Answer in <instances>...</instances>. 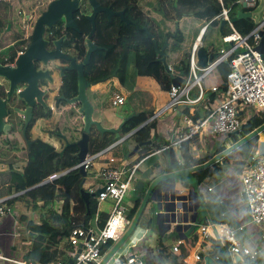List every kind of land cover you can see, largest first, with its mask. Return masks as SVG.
<instances>
[{"label": "trees", "instance_id": "16d2710c", "mask_svg": "<svg viewBox=\"0 0 264 264\" xmlns=\"http://www.w3.org/2000/svg\"><path fill=\"white\" fill-rule=\"evenodd\" d=\"M224 5L227 3L232 4L230 0H222ZM114 4L117 7L124 5L125 17L135 23L139 28H146L149 34L153 35V38L158 43V48H160L164 41L174 33V27L183 17L195 16L201 13H208L212 9L217 8V14L215 16L206 15L205 19L210 22V25L218 28L220 21L215 20L217 15L220 13L221 7L218 0H114ZM237 5L234 4L230 7V18L236 16V13L240 10L236 9ZM228 7V6H226ZM90 7L87 4L86 0H83L81 8L78 13L75 14L74 19L77 25L80 27L82 34L79 36L72 37L67 35L64 39L65 48H70L71 44H77V39L84 41L85 36L91 30V25L86 19V15L90 11ZM153 9L154 13L159 14L162 18L172 24L171 30L166 32V28L159 29L154 20V17L151 16L150 10ZM158 16V15H157ZM3 25L0 21V28ZM236 30L246 36L248 35L255 27V24L252 20H238L234 23ZM5 28V27H4ZM62 31H57L56 36L61 37L65 34V30L62 27ZM2 30L0 31V33ZM51 32V30H48ZM175 38L179 40L182 39L179 30L176 33ZM93 42L97 46L107 48L106 52H94L89 66L86 68L88 75L91 74L92 80L101 79L111 75H116V79L122 87H128L129 89L133 88V81L136 76L138 77H149L151 78L159 87L160 90L168 92L171 86V76L167 74L163 65L158 62L159 57L157 56L154 47L152 38L148 37L145 32H141L137 29L136 26L126 25L122 23L119 19H115L112 22H108L105 19L104 15H100L96 20V31L93 37ZM19 46V45H18ZM176 45L175 47L177 48ZM19 48V47H18ZM20 50V49H19ZM12 49V59L16 56V52L19 51ZM86 53V47L83 46V57ZM209 54L216 57L219 52L211 50ZM82 57V58H83ZM188 60V59H187ZM188 71V61L183 65L182 69L175 71L176 73L183 72L186 74ZM217 72L221 78L222 85L221 90H224V83L228 73L230 72L229 63H221L217 67ZM207 98L212 100L215 98L216 94L209 92ZM196 93H192V97H196ZM207 115L208 112H202V108H195L192 118L194 120L200 119L203 115ZM186 115L188 114V108H186ZM149 119L148 112H140L136 117L131 118L122 128L121 132L124 135L130 134L135 129L139 128L134 132L127 140H131L132 145L135 146L138 143L147 142L151 140V130L156 128V122L147 124ZM264 124V110L256 113L241 129L239 135L244 137L257 129L259 126ZM143 125V126H142ZM264 137V131L260 134ZM259 136V135H258ZM257 137L251 139L249 142L242 145L237 149L241 160L238 163L239 167L246 166L249 163V159L253 158L257 149ZM196 138L188 139L182 142L179 146L180 153L185 161V167H192L196 165L203 164L210 160L213 155H207L203 158L194 160L190 152V143ZM239 138L233 137V143L237 142ZM1 141V140H0ZM126 141V140H125ZM116 142L113 134H100L94 127L89 134L88 142V154L93 156L106 148L110 147ZM122 143V142H121ZM120 143V144H121ZM120 144L116 145L118 147ZM225 148L219 147L215 154L222 152ZM132 150V149H131ZM57 155H53V148L49 147L47 144L37 141L33 142L31 148L28 152L27 162L22 169L21 174L19 175L18 182L14 184L15 192L18 193L14 198L23 200L26 203H33L38 201V199H43L42 208L50 209H59L66 211V214H55L53 221L59 220L61 218H66V237L69 236L71 229L79 228L83 224V227L92 226L93 216L97 211L98 203L96 198H90L89 200V214L87 215V209L85 202L81 197L80 190L82 189V176L78 170H72L57 177L52 185L51 184H41L42 181L47 179L49 176L62 173L65 171L57 170L54 166V161ZM227 156L222 159L226 160ZM74 167L77 164L76 155L73 158ZM220 162V161H219ZM213 164L211 167L206 170L199 171L195 174V178L202 184V182L212 175L217 174L221 167L219 164ZM71 167V168H72ZM11 172V171H10ZM155 178V177H154ZM153 178V179H154ZM151 178V180H153ZM149 180V181H151ZM148 181V182H149ZM40 195V196H39ZM32 198L29 202L27 198ZM142 199V198H141ZM141 199L135 201L134 206L131 210L127 212L126 218L129 221H132L134 215L137 212V209L141 203ZM10 199L9 201H12ZM63 203V204H62ZM9 204V203H8ZM55 211V210H54ZM108 213H104L98 220L97 225L102 227L107 218ZM142 216V215H141ZM140 220V219H139ZM190 246H194L197 242V237L191 234L188 237ZM67 251L60 249H49L44 248L42 251L33 253V257L30 259L33 263L38 264H49L56 261L66 262L70 259L74 248L68 244L67 241ZM113 246V243L109 241L107 244L101 247V254L104 256L110 248ZM158 254L165 256V259L170 264H182L180 260L186 254L184 247L179 249L178 255L168 252L161 239L158 238L157 241ZM212 252L210 257H212L216 264H229L227 262V257L222 250L220 243L216 240L212 241ZM35 249V248H34ZM204 258L206 255L202 253L200 255ZM7 264V263H4Z\"/></svg>", "mask_w": 264, "mask_h": 264}, {"label": "built area", "instance_id": "2783aa9c", "mask_svg": "<svg viewBox=\"0 0 264 264\" xmlns=\"http://www.w3.org/2000/svg\"><path fill=\"white\" fill-rule=\"evenodd\" d=\"M4 0H0V5ZM221 10L215 20H225L221 40L224 44H230V47L220 49L219 54L213 58L210 64L204 68L197 66L196 52L198 44L204 35L207 24L203 25L192 46L190 57L188 59V71L181 76L182 81L178 87L171 84L168 91L169 102L167 105L155 113L149 114L147 124L154 123L167 110H176L179 106H194L202 102L205 104L207 115L194 120L192 115L195 109L189 110V115L183 117V125L179 128V137L174 143L180 144L194 137H203L204 135H221L227 137L233 132H240L244 125L258 112L264 110V54L255 50L264 33V15L259 22L255 24L254 29L246 36L240 34L234 27L230 18V7L234 4L242 5L247 10L243 12H252L258 0H234L231 6L226 7L222 0H218ZM210 25V22H209ZM228 32L225 33L224 28ZM179 46H177V49ZM229 63L230 72L228 73L224 90L220 86H213L210 92L215 93L216 97L209 100L203 86V82L217 67L221 64ZM193 89H197L196 97H192ZM125 102L123 96L114 94L111 100L113 107L122 106ZM142 146L137 151L139 160L132 164L129 169L125 166H119L115 158H108L107 164L101 167L99 173L103 181V186L99 189L101 192L95 196L99 204L109 202L111 210L102 227L96 223L99 219L96 216L94 225L88 227H79L71 229L68 236V243L74 248L70 259L76 251L80 253L72 264H98L102 259L101 247L109 241L116 243L122 237L126 226L127 211L122 206L123 198L131 187L135 186L137 179L136 172L141 163L150 155L170 149L172 146L156 149L154 152L147 153ZM115 145H111L105 150L88 156L93 162L98 157L113 150ZM256 157L245 168L241 174L242 194L244 195V207L249 219V223L258 230L259 241L264 245V152L256 151ZM145 156V158H143ZM90 162L86 163V170ZM60 174L49 176L41 184L53 183ZM93 193L92 190L89 191ZM17 196V195H14ZM13 196V198H14ZM12 198V197H11ZM8 198H0V221L3 217L10 214ZM98 211V206H97ZM96 211V212H97ZM198 227V242L203 243L213 239L220 243L223 252L227 257V262L233 264V257H243L251 261L255 259V253L248 248L239 246L235 239V232L230 229L220 228L212 223H200ZM242 228H240L241 230ZM171 230L167 233H170ZM1 238V235H0ZM212 244V243H211ZM135 243L132 244L134 246ZM179 246L173 248V252L179 253ZM231 257V259H230ZM38 264L32 261H16L3 255L0 247V264ZM183 264H203V258L196 252L189 253L182 259ZM49 264H68L67 261H56ZM107 264H148L146 254L142 252H133L128 249L124 252H116Z\"/></svg>", "mask_w": 264, "mask_h": 264}, {"label": "water", "instance_id": "95a60500", "mask_svg": "<svg viewBox=\"0 0 264 264\" xmlns=\"http://www.w3.org/2000/svg\"><path fill=\"white\" fill-rule=\"evenodd\" d=\"M88 5L91 8L92 12L90 15H86V19L91 24V31L87 35L85 45L87 48L85 58L80 65L74 64V59L66 58L59 53V46L62 42V39L58 40L55 43L56 49L53 52H46L44 49L45 42H43V34L45 29H50L54 24H56L59 20L63 19L65 23V28L69 30H74L79 32V29L73 19V13L79 6L78 0H51L46 9L38 16L34 23V27L32 29L31 34V42L28 48L26 49L23 55L18 56V59L15 63V68L12 69L9 66H2L0 64V77L10 81L13 86L16 77L18 76L20 83L30 82L31 84L35 82L36 78L40 77V74L34 73L32 69V60L42 61L44 64L46 61L54 60V59H64L70 63V67L66 70H76L78 73V93L76 97L70 100H65L63 97L62 100H65L68 105H73L78 103L80 105L77 113L81 116L82 122V134L80 140L77 142L78 153L76 155L77 164L62 173L66 174L72 170H78L83 180L81 185H83L87 174L86 163L90 162L88 154V142H89V134L92 127L102 135L105 133L113 134L116 142L113 145H118L129 136H131L134 132H136L139 128L132 131L127 136L123 138L120 137L121 128L133 117H136L138 113H133L128 117L119 116L118 118L121 120L119 125L116 128H103L101 123L95 121L93 119L94 107L90 103L86 91L90 87H93L99 83H104L105 79L98 80L90 83L83 74V67L87 65L90 61L92 54L95 51L101 50L100 47L92 43V37L96 31L95 18L98 14H105L107 20L110 21L111 17H118L120 21L126 25H134L141 32H145L148 37L152 38L154 50L159 57L158 62H160L168 75L171 76V84L175 87H178L182 81L181 76L183 72L176 73L166 63V49L168 47V38L164 41L163 45L158 48L157 41L153 38V35L149 34L146 28H139L135 23L128 20L124 16V10L119 12H113L111 8L101 7L96 0H87ZM264 15V0H258V4L256 8L252 12H242L239 11L236 13V16L231 18V21L235 23L238 20H252L254 24L259 22L260 18ZM226 24L225 20H221L218 26V32L220 35L223 34V27ZM10 28V25H8ZM178 31V25L176 24L174 27V33L170 36L171 38H175L176 33ZM262 37L259 44L255 47V50L261 54H264V33H261ZM231 45V43L229 44ZM214 56L207 53L204 47L200 46L196 52V60L197 66L199 68L206 67L207 64H210L213 61ZM24 78H23V77ZM25 76H28L26 78ZM28 91H30L28 89ZM36 94V89L33 90ZM33 93V94H34ZM34 94V95H35ZM37 95V94H36ZM38 96V95H37ZM37 96H34L37 98ZM3 108H0V133L6 132L8 126H6L2 122L3 116ZM26 114V113H25ZM25 126L28 123V118L26 117ZM143 126V125H142ZM264 131V124L259 126L257 129L249 133L248 135L240 138L237 142L230 145L228 148L224 149L222 152L214 155L207 162L192 166L185 167L182 162L176 157L174 152L170 149H166V161L163 167L164 173L155 177L153 180L149 181V183L143 180H137L134 190L138 193H141L144 188H146L144 192L143 199L137 209L136 214L134 215L132 221H126V225H129V229L122 235V237L117 241L111 249L102 257L101 261L98 264H107L110 258L120 249L122 245H124L127 241L134 238L137 233V223L143 214V211L149 201L153 203H157L160 206V210L156 214L155 223L157 225V229L159 228L160 220L163 222L165 232H169L171 229L175 231V233L181 237L182 234L183 239H187L191 234H193L196 229V225L204 222L205 220L210 222V218L207 214L205 207L202 205V200L200 197V185L201 183L195 178V174L199 171L206 170L211 167L213 164L218 163L222 159H224L229 154L233 153L237 149H239L242 145L249 142L251 139L257 137ZM240 132L236 131L227 135V138L237 137ZM173 138L171 139V143H173ZM151 141L138 143L134 146L129 156H133L137 153V151L142 146L150 145ZM67 147V146H66ZM256 157V154L253 158ZM249 159V163H251L252 159ZM59 175V176H61ZM187 185L189 186V190L186 194H183V191L178 189V186ZM101 190L96 191L95 193H90L80 190V194L82 199L85 202V206L87 209V215L89 214V200L90 198H94L97 196ZM243 199L244 195H243ZM201 208V209H200ZM83 227V224L81 225ZM160 233V232H159ZM162 236V234H160ZM80 253V249L76 251L75 256L72 259L67 261L68 264H72L74 260L77 258ZM203 264H214L213 259L209 256L204 257ZM242 264V263H241Z\"/></svg>", "mask_w": 264, "mask_h": 264}, {"label": "rangeland", "instance_id": "374dc122", "mask_svg": "<svg viewBox=\"0 0 264 264\" xmlns=\"http://www.w3.org/2000/svg\"><path fill=\"white\" fill-rule=\"evenodd\" d=\"M45 1L47 4L49 0H45ZM124 3H126V0H124ZM226 6H230V3H227ZM236 7H237L236 9L242 12L247 10L242 5H237ZM28 8L29 6L23 7L22 4L19 5L18 3L14 7V16L13 15L9 16V12H6L2 16V19H6V22L9 23L10 28H6L4 32L2 30L0 34V47L12 43L18 37L26 36L28 32L31 31L30 28L32 29L34 24L32 23V20L25 18V16L23 15L24 13H27ZM217 11L218 9L214 8L208 13L204 12L195 16L183 17L181 20L178 21L177 23L178 30L182 36V39L179 40L178 38L168 37V47L166 49V63L168 66L175 69L181 63L186 61V55L189 52L190 46L194 41L195 36L197 35L199 29L205 24H207V29L204 34V41L202 46L206 50L208 51L211 50L218 51L220 49L227 50L230 47L229 44H224L222 42L221 35L218 33V28L209 25V23L207 22L208 20L205 19L206 15L215 16L217 14ZM17 12H19L18 15ZM153 12L155 11L151 9L150 14L154 17V20L156 21V24L159 27V29L161 30L163 29V27H165L167 29L166 32L171 30L172 24L166 21L164 18H162L159 14ZM224 31L225 33L228 32L227 27L224 28ZM176 45H179L180 48L177 49L175 47ZM204 82L208 86L215 83H219L217 70H214L208 77H206ZM133 84L134 85L132 89H129L127 86L124 88L119 84V82L115 78L113 79V82L110 81V83L108 82L99 83L87 89L86 94L92 105L95 106L92 97L93 93L95 95H97L98 93L99 98H101V102H102L101 114L93 113V119L95 121L100 122L103 128L119 125V122H121V120L118 118L119 116L128 117L134 112L155 113L163 109V107H165L169 102V99H166L165 92L158 89L159 87L151 78L136 76L133 81ZM193 91L196 92L195 89H193ZM114 94H119L124 97L125 102L122 106L119 107L112 106L111 100ZM160 106H162V108H160ZM170 113L171 112L168 111L163 116H161L156 122L164 121L165 118L169 117L168 115ZM63 116L64 118H67L66 120H69L71 122L74 121L75 124L76 123L80 124L81 119L78 113L72 114V112L68 110L64 113ZM175 121L176 124H178L177 127L183 125V118L178 114L175 116ZM56 126L57 124L55 122L51 126V129L52 130L55 129ZM63 128L64 127H62V130ZM64 134L69 135L68 132L66 133L64 132ZM127 135H124L122 132L120 133L121 138ZM238 137L239 135L237 136V138ZM202 139H204V141L199 146L201 152L205 151L206 149H210L209 145L214 146L217 144V146L221 145L222 148L226 149L233 144V138H227L221 135H213L209 137V135L207 134L204 135ZM132 143L133 142L131 140L126 139V141L124 140L118 147L98 157L93 162H90V165L87 169L88 175L85 178V181L82 185V189L87 192L92 190L93 193H95L103 186V181L100 177L99 171L101 169V166L105 165V161H103L104 159L114 157L119 161L118 163L119 166H125L127 169H129L132 164L136 163L139 160V157L136 158L135 155H133L130 158L131 162L127 161L129 160L128 155L132 151L131 149H133ZM257 143H259L258 147L256 146L257 151L263 153L264 138L262 137V135L258 136ZM56 155L59 156L57 153ZM57 156L54 161V166L57 170L67 171L73 166L74 163L73 158L75 157V155L68 153L64 157L59 158ZM11 161L14 160L12 159ZM238 161H240V156L237 153V151H234L233 153L227 156L226 160L220 161L218 165L221 167V170L230 171L231 174L234 175V172L236 170V162ZM23 162H25V160ZM20 163L22 162H19V164ZM6 164L7 162L4 163L2 166L0 163V167H1L0 171H2V173L7 172L5 170ZM7 166H8V171L14 173L13 176H17L18 178L19 175L21 174L20 171L11 170L9 169V165ZM62 173H58V174L61 175ZM135 178L137 180L142 179V175L140 174L139 170L136 172ZM213 179H217V176L215 175ZM44 181H46V179ZM209 183H212L214 185L216 182H209ZM208 186L209 185L205 187L206 194L204 196L206 197L212 196V194L207 193ZM143 196H144L143 192L141 193L136 192L134 190V186L131 185V187L128 189V191L126 192L123 198L122 206L125 208L126 211H128L130 208L133 207L135 201L141 198L143 199ZM30 199L32 200L31 197ZM217 202L218 201H216L215 203L214 210L220 211L223 205H220ZM29 206L30 208H27L25 205H23V203H19V202L10 203L11 214L15 216V221H16L15 224L16 235L13 237V245H14L13 252L16 255H22L29 252L30 256L32 257L33 253L42 251L44 248H49V249L57 248L63 251H67L68 236L67 237L65 236L66 235L65 226L67 221L66 219H64L66 217L63 216L64 218L53 221V218L56 216L55 214L57 215H59L60 213L66 214V211H64L63 208L62 210L55 208L50 209L48 207L42 208V203H30ZM110 210H111V204L109 202H104L102 204H99L98 211L92 217L93 224H94V220L96 219V216L100 218L104 213L109 214ZM159 210H160V206L157 203H153L149 201L143 211L140 220L137 223V229L141 227L143 230H145V234L147 237H149V240L151 239L152 235H155L157 233V225L155 223V220H156V214ZM128 229H129V225H126L124 233ZM197 234H198V227L193 232V235H197ZM240 236L243 235L242 233L239 232L237 234L238 241L240 240ZM173 239L175 240L177 239L176 233L172 235V237L165 235L162 241H164L165 246H170L171 244L169 243L173 242ZM239 243L242 244V242L240 241ZM0 247H1V243H0ZM250 249L253 250V247L250 246ZM1 251H3V249H1ZM263 259L264 258L258 254L256 264L263 263L264 261Z\"/></svg>", "mask_w": 264, "mask_h": 264}, {"label": "crops", "instance_id": "0c3cea01", "mask_svg": "<svg viewBox=\"0 0 264 264\" xmlns=\"http://www.w3.org/2000/svg\"><path fill=\"white\" fill-rule=\"evenodd\" d=\"M49 2H50V0L48 1V3ZM18 3H19V5L22 4L23 7L29 6L27 13H24L23 15L25 16V18L32 20L33 24L35 23L37 17L46 9V6L48 4V3L46 4L45 0H35V1H33V0H4V2L0 5V21H1V24L3 25L0 28V31L3 30V32H4V30L6 28H8V25H9V23L6 22V19H2V16L6 12H9V16L10 15L14 16V7ZM37 11H39V12H37ZM18 13L19 12H17V15H18ZM11 21H13V20H11ZM13 23H15V22H13ZM200 29H199V31H200ZM199 31H198L197 35L194 38V41L192 42V44L190 46L189 52L186 55V61H188L187 59H189V57H190L192 46H193V44H194V42H195V40L199 34ZM203 41H204V35L202 36L201 41L198 44V48L200 46H202ZM206 51H207V53L209 52L208 50H206ZM186 61L181 63L175 69H173L170 66L169 67H170V69H172L174 71H179L182 69L183 65L186 64ZM218 78H219V83H215V84H212L209 86L206 85L205 82H203V86H204L207 97L210 94L209 92H210L211 87H213V86H220L221 87L222 81H221L219 74H218ZM192 93H196V92L192 91ZM165 94H166V99H169L168 92H165ZM92 97H93V103L95 104V106L93 105L94 113L101 114V107H102L101 98H99L98 93H97V95H95L93 93ZM198 107L202 108V112H206L205 104L204 103L202 104V102L197 104V105H194V106H187V105L186 106H179L174 111L169 110L171 112L168 115L169 117L165 118L164 121L156 122V128L154 130H151V140H149V141H151V144L147 145V147L145 148V152L151 153V152H154L156 149L164 148L166 146H172L171 150L174 152L176 157L185 166V161H184V158L182 157V155L180 153L179 146L174 144L179 137L178 130L181 127V126L177 127L178 124H176L175 116L178 114L183 118L186 115V108H188V113H189L190 109H192V108L195 109ZM160 108H162V106H160ZM167 112H168V110H167ZM167 112H165V113H167ZM134 113H136V112H134ZM139 113L140 112H138V114ZM150 113H152V112H148V114H150ZM122 117H126V116H122ZM117 126L118 125L107 127V128H116ZM172 138L174 141L173 143H171ZM194 138H196V140H194V141L192 140V142L189 145L190 146V152H191L194 160H197L199 158H203L204 156H207V155H213L214 156V155H216L215 151L219 147H222L221 145L217 146V144L214 146L209 145L210 149H206L205 151L201 152L199 146L202 144L204 139H202L203 137H200V139H199V137H194ZM238 138L239 139L241 138L240 135ZM258 144L259 143H257V145H256L257 147H258ZM133 148H134V146H133ZM22 152H24V151H22ZM10 153H11V151H10ZM13 154H14V151H12V155ZM22 154H25V153H22ZM22 154L17 153L16 157H11V155L9 153H7L6 155L3 156V159L0 160V163L2 166L4 163L7 162L6 167H5V170L7 172L2 173V171H0V198L10 197V199H13L12 201H8L9 206H10V203L19 202V203H23V205H25L27 208H30V206H29L30 203L24 204L26 202H24L23 200L13 198L14 195H18V193H16L15 189H14V184L18 182V179H17V176H13L14 173H11L10 171H8V166H7V165H9V169H11L12 166H16V167H12L11 170H19L21 173L22 169L24 168V166L27 162V156H25L26 154L25 155H22ZM129 155H130V153H129ZM129 155H128L129 160H127V161L131 162L130 158L132 156H129ZM135 157L136 158L139 157L137 153L135 154ZM10 158H12L14 161H11L12 159H10ZM112 158H114V157H112ZM143 158H145V156ZM166 159H167V157H166L165 151H162V152H159V153H156V154H153V155H150L149 157H147L141 163L140 168H139L140 174L142 175L141 180L149 183L148 181L151 180V178L153 179L154 177H157V176L161 175L162 173H164L163 167L165 165ZM22 160L23 161L25 160V162H23ZM240 160H241V158H240ZM103 161H105V165L108 163L107 159H104ZM19 162H22V163L19 164ZM105 165H102L101 167H103ZM248 165L243 166L241 168V167H239L240 165H238V163L236 162V170L234 172V175H232L230 171L220 170L217 174H215L217 176V179H213V177H215V175H212L211 177L206 178L199 187L202 205L205 207L207 214L210 218V222L205 220L203 223H212L217 227L230 229V230L234 231L236 242L238 241L237 234L239 232L242 233L243 236H240V240H239L240 242H242V244L239 243V241H238L237 242L238 245L246 247L252 253H255V259L253 261H251L247 258L234 256L232 258L233 262H234L233 264H241V263L242 264H250V263L256 264L258 254L264 258V245H262L259 241V235H258L257 228L255 226H252V224L249 223V219H248L245 207H244V199H243L242 187H241V174L244 172L245 168ZM209 182H216V183L213 185L212 183H209ZM207 185H209L207 187V193L212 194V196H208V197L204 196L206 194L205 193V187ZM177 188L180 189L181 191H183V194H186V192L189 190V186H187V185L178 186ZM145 190L146 189H144L142 191L143 194H144ZM27 199L29 200L30 198L28 197ZM42 200L43 199H38V201L33 202V203H41V202H43ZM30 201H31V199L29 200V202ZM216 201H218L217 203H219L220 205H223V207L221 208L220 211L214 210ZM132 208H130L129 210H131ZM15 224H16L15 216H13L11 214V211H10V214L7 215L6 217H3L2 221L0 222V235H1L0 243H1V249H3L2 253L4 256L11 258L13 260H16V261H23V262L31 261L30 259L33 256L31 257L29 252H27L26 254H22V255H16L13 252V248H14L13 237L16 235ZM159 228L160 229H157V233L155 235H152L151 239L149 240V237H147L145 234V230H143L141 227H139L134 238L130 239L124 245H122L121 246L122 248H120L117 252H124L128 249H131V251H133V252H142L143 254H146L147 258H148V264H170L167 261V259H165L166 255L161 256L160 254H158V246H157L156 241H158V237H159V239H161V242H163V245L165 246V243H164V241H162V239L165 237V235L172 237V235L175 234V231L173 229H171L170 233L165 232V228H164L163 222H161V220H160ZM240 228H242V229L240 230ZM160 234H162V236H160ZM180 236L181 237H179L177 235V239L176 240L173 239V242L169 243V244H171L170 246H165V248L167 249L168 252H172V253L178 255V253L173 252V248L177 245H180L179 246L180 251H181V247H184L186 250L185 256L188 255L189 253L196 252L199 255L204 253V255L210 257V254L212 252L211 251L212 250V246H211L212 244L211 243H212V241H214L213 239L207 240L206 242H203V243H199L198 242V235H195L197 237V242L192 247L189 244L190 243L189 238L183 239L182 234ZM133 243H135L134 246H132ZM248 245L252 246L253 250H251L250 246H248ZM230 259H231V257H230ZM180 262L182 263V260H180ZM213 263L216 264L214 259H213ZM260 264H264V261H263V263H260Z\"/></svg>", "mask_w": 264, "mask_h": 264}, {"label": "flooded vegetation", "instance_id": "af4514ba", "mask_svg": "<svg viewBox=\"0 0 264 264\" xmlns=\"http://www.w3.org/2000/svg\"><path fill=\"white\" fill-rule=\"evenodd\" d=\"M78 1L79 6L73 13V19L75 14L79 12L83 3V0ZM86 2L88 4L87 0ZM96 2H98L101 7L111 8L113 12L124 10L125 16L124 5L117 7L114 4V0H96ZM91 12L92 10L90 9L87 15H90ZM100 15H104L105 19L107 20L105 14H98L95 18V25L96 20ZM115 19L119 18L111 17L110 21H107L112 22ZM62 27L65 30V34L61 37H57V31L60 30L63 32ZM77 27L79 32L66 29L64 20L61 19L50 29L46 28L43 34L45 51L48 53L53 52L56 49L55 43L62 39V42L59 46L60 55L69 59H74V64L80 65L85 58V56L83 57V46L86 47L85 41L87 36H85L84 41L77 39V44H71V47L68 49L65 48L63 44L67 35L75 37L82 34L80 27L78 25ZM32 29L30 28L31 31H29L30 33L28 32L26 36L18 37L12 43L0 47V64L2 66H9L12 69L15 68V63L18 59V56L23 55L30 45ZM48 30H51V32H48ZM93 37L91 40L92 43H94ZM98 47H100L101 50L95 52L107 51V48L105 47ZM12 49L20 50L16 52V56L11 61ZM91 59L92 56L90 61ZM90 61L83 67L84 77L90 81V83L102 79H105V82L108 83H110V81L113 82V79L116 77L114 74L101 79L92 80L93 76H91V74L88 75L86 72V68L89 66ZM31 64L34 73L40 74V77L36 78L35 82L32 84L30 82H18L19 78L17 76L12 86L10 81L0 77V108H3L4 112L2 116V122L8 126L6 132L0 133V160L3 159V156L7 153H9L11 157H16L17 153H25L26 155H22L28 156V152L32 143L37 141H41L47 144L49 147H52L53 155H56L57 153L59 155L57 157L59 158L64 157L68 153L77 155L78 147L76 144L80 140L82 134L81 120L80 124H75L74 121L71 122L66 120L67 118H64L63 116L68 110H70L72 114H76L80 107L78 103L68 105L65 101L73 99L78 93L77 71L66 70L68 67H70V63L64 59L49 60L46 61L45 64L42 61L32 60ZM25 77L29 79L28 76ZM28 89L30 91H28ZM34 89L37 90L36 94L38 96L34 93ZM34 96H37V98ZM62 97L65 100H62ZM26 117L28 118V123L25 126L24 121ZM55 122L57 126L52 130L51 126ZM62 127H64L63 130ZM64 132H68L70 136L64 134ZM12 151H14L13 155Z\"/></svg>", "mask_w": 264, "mask_h": 264}, {"label": "clouds", "instance_id": "9594fccd", "mask_svg": "<svg viewBox=\"0 0 264 264\" xmlns=\"http://www.w3.org/2000/svg\"><path fill=\"white\" fill-rule=\"evenodd\" d=\"M127 219V218H126ZM127 221H129V220H127ZM114 244V243H113ZM111 249V248H110Z\"/></svg>", "mask_w": 264, "mask_h": 264}]
</instances>
